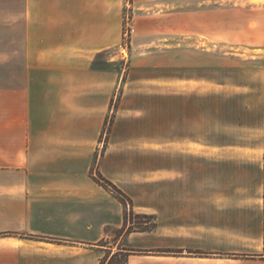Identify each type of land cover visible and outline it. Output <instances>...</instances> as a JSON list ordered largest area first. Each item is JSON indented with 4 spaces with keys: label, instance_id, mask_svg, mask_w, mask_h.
<instances>
[{
    "label": "crops",
    "instance_id": "obj_1",
    "mask_svg": "<svg viewBox=\"0 0 264 264\" xmlns=\"http://www.w3.org/2000/svg\"><path fill=\"white\" fill-rule=\"evenodd\" d=\"M174 3L131 0V9L164 17ZM124 11L125 0H0V264H100L113 254L108 241L125 232L123 200L164 219V237L160 228L127 234L132 251L182 252L193 248L191 234L237 235L238 245L210 249L264 259V91L243 115L245 136L259 143L223 145L217 129L207 136L200 93L175 95L173 82L159 134L157 87H121L123 73L93 66L111 50L121 57ZM140 33L131 60L143 52L140 61L151 63V43H174L172 32ZM247 52H261L264 69V47Z\"/></svg>",
    "mask_w": 264,
    "mask_h": 264
},
{
    "label": "rangeland",
    "instance_id": "obj_2",
    "mask_svg": "<svg viewBox=\"0 0 264 264\" xmlns=\"http://www.w3.org/2000/svg\"><path fill=\"white\" fill-rule=\"evenodd\" d=\"M263 4V0H175L174 9L168 16L138 18L136 13L139 11L133 12L131 0H125L121 57L113 59L114 51L111 50L108 55L98 57L93 66L95 69L123 73L121 87L132 81L150 82L157 87L151 94L161 99L156 108L159 134L164 132L166 84L173 82L175 95L184 93L193 99L198 98L200 93L205 103L207 136L217 129L221 130V135L216 139L223 145L259 143L257 137L250 139L245 136L243 126L247 123L243 115L246 109H254L264 91L262 53L252 55L247 52L248 49L264 47ZM139 30L140 34L172 32L174 43L168 47L162 41L156 45L151 43L148 48L154 56L151 63L140 61L145 56L141 54L143 52L136 53L131 60L129 53ZM165 49L172 51V57L162 52ZM107 59L114 61L108 64ZM188 83L191 85L187 86ZM121 91L118 90L119 93ZM120 97L117 94L115 103L111 105L105 134L111 129ZM188 109L191 116L197 114V104H190ZM208 138L214 140L213 137ZM160 141L164 144L163 137L159 138ZM123 203L126 207L125 232L108 241L113 254L105 255L100 264H128L129 255L140 256L136 258V264H264V259L256 254L210 249L215 245H238L237 235L226 239L221 235L215 239L207 234H191L190 245L193 248L182 252L165 249L161 244L151 251H132L126 242L127 234L142 230L153 232L160 228L161 237H164V219L161 221L155 215L136 214L129 201L123 200Z\"/></svg>",
    "mask_w": 264,
    "mask_h": 264
},
{
    "label": "trees",
    "instance_id": "obj_3",
    "mask_svg": "<svg viewBox=\"0 0 264 264\" xmlns=\"http://www.w3.org/2000/svg\"><path fill=\"white\" fill-rule=\"evenodd\" d=\"M101 180H102L103 185L105 187L112 189L121 199H126L125 196L119 190H117L116 187L113 186L109 181L102 179V178H101ZM144 231H147V230H142V232H144Z\"/></svg>",
    "mask_w": 264,
    "mask_h": 264
}]
</instances>
